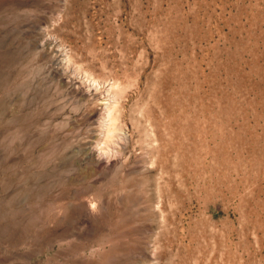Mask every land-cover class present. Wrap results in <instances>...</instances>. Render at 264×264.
Instances as JSON below:
<instances>
[{
	"label": "rangeland",
	"instance_id": "1",
	"mask_svg": "<svg viewBox=\"0 0 264 264\" xmlns=\"http://www.w3.org/2000/svg\"><path fill=\"white\" fill-rule=\"evenodd\" d=\"M0 264H264V0H0Z\"/></svg>",
	"mask_w": 264,
	"mask_h": 264
}]
</instances>
